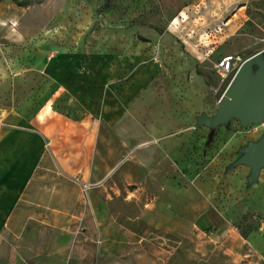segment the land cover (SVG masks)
<instances>
[{
    "label": "rangeland",
    "instance_id": "rangeland-1",
    "mask_svg": "<svg viewBox=\"0 0 264 264\" xmlns=\"http://www.w3.org/2000/svg\"><path fill=\"white\" fill-rule=\"evenodd\" d=\"M239 3L44 0L22 7L0 0V131H32L43 113L62 120L68 170L52 156V176L89 182L95 172L97 179L81 193L64 188L83 197L89 224L72 226L82 241L158 264H264V166L252 179L239 163L263 138L264 122L197 124L217 113L230 81L216 72L223 60L236 67L258 55L264 62L260 30L228 22ZM121 102L114 137L98 139L104 115ZM79 126L89 133L84 177ZM97 160L129 164L132 181L115 180L120 170L111 178L100 165L91 171ZM94 211L104 218L92 220Z\"/></svg>",
    "mask_w": 264,
    "mask_h": 264
},
{
    "label": "crops",
    "instance_id": "crops-1",
    "mask_svg": "<svg viewBox=\"0 0 264 264\" xmlns=\"http://www.w3.org/2000/svg\"><path fill=\"white\" fill-rule=\"evenodd\" d=\"M238 6L228 22L238 29L250 23L264 36V0H240ZM123 106L121 102L110 107V115H104V123L97 130L98 139L114 137L118 113ZM59 119L43 113L38 116V125H33L32 131H0V264H158L141 252L129 251L116 258L119 255L116 251L126 249L84 242L74 235L75 227L72 226L76 220L87 225L88 216L81 209L82 195H67L64 188L69 186L81 193L82 184H93L97 179L93 176L95 172L91 173L89 182L69 180L58 174L52 176V156L62 170H68L61 147V140L67 137L66 129ZM81 127L76 137L80 139L78 170L83 176L84 168L88 169L87 164L83 166V156L89 152L83 150L82 143L89 133ZM43 141L49 143V150L42 146ZM96 163L91 171L98 170L100 165L107 173L112 172L111 178L120 170L115 180L127 184L132 181V176L126 174L131 168L129 164L114 163L109 167L103 166L102 161ZM91 203L97 208L95 200ZM76 204H80L78 210ZM107 213L106 219H109ZM170 213L172 218L173 212ZM103 218L97 211L91 216L92 220ZM164 218L166 216H161ZM109 226L107 220L106 227ZM164 227L163 223L158 226L163 231ZM109 235L104 234V238Z\"/></svg>",
    "mask_w": 264,
    "mask_h": 264
},
{
    "label": "water",
    "instance_id": "water-1",
    "mask_svg": "<svg viewBox=\"0 0 264 264\" xmlns=\"http://www.w3.org/2000/svg\"><path fill=\"white\" fill-rule=\"evenodd\" d=\"M255 56L241 63L218 102L217 113L199 117L198 126L215 129L231 120H238L243 127L264 122V62ZM239 163L250 167L252 179L257 178L264 166V136L245 150Z\"/></svg>",
    "mask_w": 264,
    "mask_h": 264
},
{
    "label": "built area",
    "instance_id": "built-area-1",
    "mask_svg": "<svg viewBox=\"0 0 264 264\" xmlns=\"http://www.w3.org/2000/svg\"><path fill=\"white\" fill-rule=\"evenodd\" d=\"M240 65L241 64H239L238 66L234 67L233 64H232V60L230 58H228V59L223 60L217 66L216 72L221 78H224V79L229 78V80H231V78L236 73V71L238 70Z\"/></svg>",
    "mask_w": 264,
    "mask_h": 264
},
{
    "label": "trees",
    "instance_id": "trees-1",
    "mask_svg": "<svg viewBox=\"0 0 264 264\" xmlns=\"http://www.w3.org/2000/svg\"><path fill=\"white\" fill-rule=\"evenodd\" d=\"M43 1H44V0H29V1L26 2V3H21V2H17V1L12 0V2H13L14 4H16V5H18V6H22V7H28V6L33 5V4H35V5H39V4H41ZM199 75H200V74H199ZM243 237L246 238L247 235H246V234H243Z\"/></svg>",
    "mask_w": 264,
    "mask_h": 264
},
{
    "label": "bare ground",
    "instance_id": "bare-ground-1",
    "mask_svg": "<svg viewBox=\"0 0 264 264\" xmlns=\"http://www.w3.org/2000/svg\"><path fill=\"white\" fill-rule=\"evenodd\" d=\"M255 57H256V56H253V57H250V58H248V59H253V58H255ZM134 78H135V77H134ZM134 80H135V79H134ZM129 81H130V80H129ZM123 85H124V84H123ZM124 86H125V85H124ZM127 86H128V85H127ZM127 86H126V87H127ZM131 87H132V86H131ZM121 89L124 90V88H121ZM121 89H120V90H121ZM118 92H119V91H118ZM121 92H123V91H121ZM125 92H126V91H125Z\"/></svg>",
    "mask_w": 264,
    "mask_h": 264
}]
</instances>
